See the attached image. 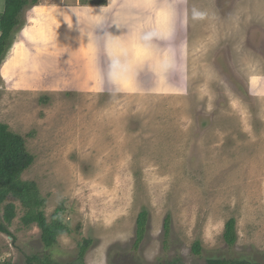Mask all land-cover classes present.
<instances>
[{
    "label": "rangeland",
    "instance_id": "rangeland-1",
    "mask_svg": "<svg viewBox=\"0 0 264 264\" xmlns=\"http://www.w3.org/2000/svg\"><path fill=\"white\" fill-rule=\"evenodd\" d=\"M100 1L37 0L2 59L18 179L64 232L7 196L0 264H264V0Z\"/></svg>",
    "mask_w": 264,
    "mask_h": 264
},
{
    "label": "trees",
    "instance_id": "trees-1",
    "mask_svg": "<svg viewBox=\"0 0 264 264\" xmlns=\"http://www.w3.org/2000/svg\"><path fill=\"white\" fill-rule=\"evenodd\" d=\"M2 11L0 13V65L4 54L11 48L13 35L23 26L24 21L21 16L28 6H36L37 0H0ZM97 6H105V1L101 0L94 3ZM32 162V157L24 147L23 139L16 134L7 132V127L0 123V205L7 196L18 200L25 209L22 217L24 224L36 223L41 231V241L45 246L53 245L56 242V236L64 232V227L59 221H46L45 216L39 210L40 200L36 185L30 182H21L18 177L22 171L27 169ZM7 204L2 206L0 215V232L11 237L7 225L14 218V205ZM147 212H141L138 216L139 230L137 241H141L144 234L143 226L146 224ZM165 237L169 236V228L164 223ZM236 242L234 221L230 220L225 225L224 243L227 247H232ZM165 245V243H164ZM193 254H199L201 247L199 243H194L191 247ZM207 264H243L241 262H232L229 260H209Z\"/></svg>",
    "mask_w": 264,
    "mask_h": 264
},
{
    "label": "flooded vegetation",
    "instance_id": "flooded-vegetation-1",
    "mask_svg": "<svg viewBox=\"0 0 264 264\" xmlns=\"http://www.w3.org/2000/svg\"><path fill=\"white\" fill-rule=\"evenodd\" d=\"M247 86H248V88H250L249 87V84H248V82H247ZM250 90V89H249ZM139 216V215H138ZM137 220H138V218H137ZM147 221V220H146ZM136 224H137V227H136V237H135V240H134V247L136 248V247H138V245L140 244V242L143 240V238H144V236H145V233H146V227L145 226H143V229H144V234H143V238H142V240L141 241H137V233H138V230H139V225H138V222L136 221ZM146 225V224H145ZM163 231H164V234L166 233L165 232V228H164V226H163ZM84 244L85 243H83V245L80 247V249H81V251H80V256H83V252H84V250H85V246H84ZM45 246V245H44ZM164 247L166 248V246L164 245Z\"/></svg>",
    "mask_w": 264,
    "mask_h": 264
},
{
    "label": "crops",
    "instance_id": "crops-1",
    "mask_svg": "<svg viewBox=\"0 0 264 264\" xmlns=\"http://www.w3.org/2000/svg\"><path fill=\"white\" fill-rule=\"evenodd\" d=\"M105 6L107 7V5H108V0H105ZM38 5V4H37ZM105 6H92V7H105Z\"/></svg>",
    "mask_w": 264,
    "mask_h": 264
},
{
    "label": "water",
    "instance_id": "water-1",
    "mask_svg": "<svg viewBox=\"0 0 264 264\" xmlns=\"http://www.w3.org/2000/svg\"><path fill=\"white\" fill-rule=\"evenodd\" d=\"M13 46H14V44H13ZM149 76V75H148ZM140 78V77H139ZM138 83H140V85H142V83H143V80H140L139 79V82Z\"/></svg>",
    "mask_w": 264,
    "mask_h": 264
},
{
    "label": "clouds",
    "instance_id": "clouds-1",
    "mask_svg": "<svg viewBox=\"0 0 264 264\" xmlns=\"http://www.w3.org/2000/svg\"><path fill=\"white\" fill-rule=\"evenodd\" d=\"M32 7H33V6H32ZM14 43H15V42H14ZM14 43H13V44H14ZM2 63H3V62H2ZM2 63H1V65H2ZM1 65H0V67H1ZM169 230H170V229H169ZM0 233H1V232H0ZM2 234H3V233H2Z\"/></svg>",
    "mask_w": 264,
    "mask_h": 264
}]
</instances>
